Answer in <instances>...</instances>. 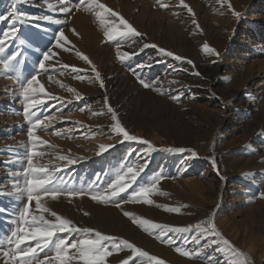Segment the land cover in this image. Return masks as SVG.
Returning a JSON list of instances; mask_svg holds the SVG:
<instances>
[{
    "label": "rangeland",
    "instance_id": "1",
    "mask_svg": "<svg viewBox=\"0 0 264 264\" xmlns=\"http://www.w3.org/2000/svg\"><path fill=\"white\" fill-rule=\"evenodd\" d=\"M65 2L73 9L71 13L58 11ZM100 2L144 34L136 38V43L121 45V53H129L130 59L118 57L117 43L107 41L105 26L83 6L77 11L73 0H0V16L6 17L0 20V40L5 41V52L0 55L20 52L13 61L18 62L16 76L8 78L0 66V246L11 250L10 233L17 227L18 211L26 203L15 193L13 182L18 179L14 173L21 170L25 150L31 146L27 108L37 111L42 119L54 118L36 130V135L48 142L37 145L45 153L38 162L51 161L52 168L59 165L61 170L56 175L68 191L104 189L117 172L126 173L128 167L139 171L145 163L147 167L129 193L137 184L148 186L150 180L164 177L149 197L154 201L152 205L130 201L117 208L97 203L88 195L65 194L55 201L47 199L50 212L55 211L80 228L127 239L142 250L147 251L148 245L153 250L149 253L165 264H237L238 258L222 239L206 231L214 222L222 237L245 254L248 264H264V198L259 195L264 193V0H185L194 17L179 0ZM49 3L57 10L50 9ZM233 9L240 13L238 17ZM20 15H47L66 19L67 24L21 23ZM14 20L19 31L12 40L3 33L10 31ZM61 27L71 41L67 47L75 48L71 52L53 49L59 56L45 62L49 72H43L38 69V61ZM205 42L219 55L204 53ZM145 43L156 44L183 59L164 56L151 47L140 51ZM246 44L250 49L242 58L240 53ZM76 51L87 55L100 72L103 89L95 80L92 65ZM63 64L83 69L85 79H76L70 69H61ZM53 65L55 70L50 67ZM32 75H37L45 88V94H39L45 101L40 109H35L31 100H23L17 82ZM140 79L152 87L144 88ZM47 94L58 99H50ZM77 94L81 99L76 98ZM108 104L130 134L154 146L151 151L149 145L139 141L122 142V137L111 130L114 121L107 112ZM55 130L61 134L56 135ZM102 144L113 147L101 153L96 147ZM169 148L186 151H167ZM57 156H68L75 163L58 160ZM158 205L179 207L181 211L170 213ZM31 208L37 214L34 201ZM123 211L190 230L169 232L161 241L156 239L158 230L145 232ZM50 212L45 217L55 219ZM85 235L57 234L69 244ZM30 243L35 245V241ZM177 248L193 256H182ZM130 254L128 249L114 253L108 257V264H119L118 258ZM40 258H44L43 252ZM142 261L147 264V258H136L130 264ZM0 264H6L2 253Z\"/></svg>",
    "mask_w": 264,
    "mask_h": 264
},
{
    "label": "snow or ice",
    "instance_id": "2",
    "mask_svg": "<svg viewBox=\"0 0 264 264\" xmlns=\"http://www.w3.org/2000/svg\"><path fill=\"white\" fill-rule=\"evenodd\" d=\"M223 2V0H222ZM78 11L81 6L84 10L94 13L96 19L102 26H105L104 35L107 41H116L117 43V54L121 60L130 59L131 55L127 52L121 53L120 47L122 44L131 41L136 43V38L142 37L144 34L137 31L135 27L128 20H126L119 12L114 11L112 8L101 3L100 0H73ZM180 6L187 9L193 17L195 13L193 9L185 3V0H179ZM48 7L52 10H57L49 3ZM162 7L167 8V4H163ZM231 8V4H228ZM61 13H71L73 9L63 3V6L58 9ZM233 15L239 16L240 13L233 9ZM111 17V19H107ZM19 21L21 23L31 24L34 21H45L53 23L56 25H66V19H53L51 16H36L27 17L20 15ZM6 17L0 16V20H4ZM118 21V22H117ZM199 28L198 23L193 20ZM40 27V25H37ZM19 29L16 27V21L14 20L10 31L3 33V36L12 40L17 38V33ZM75 33V29H72ZM4 40H0V54L5 52ZM52 45L43 54L42 59L38 61V69L43 72H49V66H46L47 61L55 59L59 56L58 51L53 49L63 50L64 52H71L74 50L75 46L67 47L71 44L68 37L65 35L63 28L58 30V34L53 36ZM156 48L159 53L174 57L177 60H182L183 58L175 55L172 51H168L164 48L158 47L156 44H143L139 49L143 51L145 48ZM202 49L206 54H213L218 56L219 53L208 43L202 45ZM77 56L81 57L86 63L92 65V71L95 73V80L99 81V87L103 89L105 87L104 81L101 78L100 72L96 69L95 65L87 55L82 54L79 51L75 53ZM20 52L17 51L11 55L4 56L0 55V66L8 78H13L17 74L18 62L14 64L17 56ZM192 64V61H187ZM145 65H140L144 67ZM52 70H55V66H50ZM61 69H70L76 74V79L84 80L85 76L81 75L84 72L83 69L77 68L69 64H63L60 66ZM11 74V75H8ZM135 74V73H134ZM199 75V73H197ZM17 82L20 85L21 95L25 102L32 101V105L35 109H40L45 104V101L39 98V94H45V88L40 83L37 75H32L31 78H26L23 80L18 79ZM144 88L152 87L151 84L145 82L143 79L139 81ZM38 85V87H37ZM69 91H75V89H69ZM159 91V89H157ZM50 99H58L56 96H51L47 94ZM78 100L81 96L77 94ZM173 99H178V97H173ZM107 104V99H105ZM83 110V108L81 109ZM107 112L111 114V120L114 124L111 126V130L122 137L123 141H139L145 145H149V151L152 150L154 146L146 139L137 137L136 135L130 134L128 130L122 125L116 110L110 105H107ZM25 115L31 122V128L27 132L30 139L31 146L25 150V155L21 161V170L14 173L18 177L16 181L13 182L15 193L26 203L23 205V210L18 211V222L17 227L14 231L10 233L12 239L8 241V244L12 246L11 250L5 251L3 246H0V253L6 258V264H108V257L113 256L114 253H120L125 249L130 250L131 254L127 258H118L119 264H130V261L134 262L136 258H147V264H165L163 259L151 255L149 252L142 250L140 247L130 242L127 239H121L119 237L104 234L93 228H80L70 219L64 218L58 215L55 211H51L46 207L47 199L53 201L57 200L61 195H67L69 197H83L85 195L90 196V198L100 204H112L117 208H121L122 204L128 202H143L147 205H152L154 201L149 197L157 191V185L164 179L161 175L152 179L148 182V186H143L137 184V187L128 192V189L132 187L133 184L137 183L138 177H140L141 172L147 167V163L140 168L139 171L133 167H128L126 173L117 172L115 178L111 180L104 189H93L85 192L80 191H68L63 185L65 182L63 179L56 175L59 172L60 166L56 165L52 168L51 161L48 164L39 163L38 161L43 159L45 153L38 150L37 145H46L48 142L43 140L41 137L36 135V130L41 126H45L46 121L50 124L53 121L52 116H46L45 118H40L37 115V111H28L25 109ZM35 117V120L32 118ZM44 130H47L45 127ZM56 135H60L59 130H55ZM113 145H100V152L103 153L107 151ZM167 151L184 153L186 149L184 148H169ZM191 152L193 157H196L194 151ZM58 160H67L69 164L75 163L68 156H57ZM26 162V163H25ZM215 163V161H213ZM127 177V178H126ZM127 194V195H123ZM261 198H264V193L259 194ZM35 202V212L31 208L32 202ZM158 207H163L165 211L170 213H180L181 209L179 207H168L164 205H158ZM51 217L55 219H49L45 217V213H49ZM87 215V213H85ZM123 215L128 217L134 224L139 225L145 232H150L152 230H158L156 239L164 241L165 237L169 232H183L189 231L188 228L183 227H169L162 225L160 223H155L149 219H143L136 216L131 211H123ZM213 236L220 237L223 244L227 246L231 252L235 254L238 258L237 264H248V260L243 252L235 248L232 243L226 238L222 237V234L217 230L214 222H211L210 229H206ZM58 233H82L86 234L84 238H79L69 244L66 238H60L57 236ZM53 237H56L58 242L53 243ZM35 241V245L30 243ZM52 245V247H49ZM47 249V251H45ZM177 252L185 257L191 258L193 253L185 251L181 248L176 249ZM44 253V258H40V253ZM143 264V261L141 262Z\"/></svg>",
    "mask_w": 264,
    "mask_h": 264
},
{
    "label": "bare ground",
    "instance_id": "3",
    "mask_svg": "<svg viewBox=\"0 0 264 264\" xmlns=\"http://www.w3.org/2000/svg\"><path fill=\"white\" fill-rule=\"evenodd\" d=\"M250 48H249V45L248 44H246L245 46H244V48H243V50H242V52L240 53V56L243 58V57H246L247 55H248V50H249ZM121 140H122V138H121ZM120 140V141H121ZM119 141V142H120ZM101 143V142H100ZM95 147H96V145H95ZM94 148V147H93ZM96 148H98L99 150H100V146H97ZM100 152V151H99ZM154 157V156H153ZM142 159H144V158H142ZM163 159H165V158H163ZM150 160H153V158H151ZM174 162H176V160H173ZM150 162V161H149ZM164 162L165 161H163L162 162V166H164L163 164H164ZM192 184V183H191ZM192 186V185H191ZM196 187V186H195ZM195 189V188H194ZM146 244V243H145ZM141 246V245H140ZM146 248V250L148 251V252H153V250H152V247H149L148 245L145 247ZM153 253H151V255H152ZM126 257V256H125ZM122 258V257H121Z\"/></svg>",
    "mask_w": 264,
    "mask_h": 264
}]
</instances>
